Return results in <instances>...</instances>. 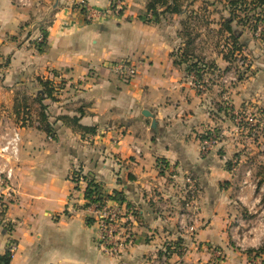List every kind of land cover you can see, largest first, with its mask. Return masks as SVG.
I'll use <instances>...</instances> for the list:
<instances>
[{
  "label": "crops",
  "instance_id": "0c3cea01",
  "mask_svg": "<svg viewBox=\"0 0 264 264\" xmlns=\"http://www.w3.org/2000/svg\"><path fill=\"white\" fill-rule=\"evenodd\" d=\"M76 1L0 0V144L14 125L21 137L5 182L0 156L3 218L13 225L7 232L0 214V254L12 239L9 264H262L249 250L264 232L239 231L236 215L249 181L224 164L219 146L201 149L219 124L208 91L188 81L157 28L137 17L143 0H124L118 14L107 9L111 0H86L103 13L90 21L72 11ZM122 59L137 71L127 80L112 69ZM40 80L54 88L44 100L53 136L37 126ZM235 91L244 102L247 91ZM190 176L198 192L186 205ZM91 179L121 197L108 198L126 219L118 255L97 243L86 209Z\"/></svg>",
  "mask_w": 264,
  "mask_h": 264
},
{
  "label": "rangeland",
  "instance_id": "374dc122",
  "mask_svg": "<svg viewBox=\"0 0 264 264\" xmlns=\"http://www.w3.org/2000/svg\"><path fill=\"white\" fill-rule=\"evenodd\" d=\"M118 1H110L112 7L109 4L107 9L113 11L111 13L118 14L125 8V1L121 0L124 3L120 5ZM143 1L144 7L137 17L148 23L147 19L154 15L145 13L147 0ZM178 1L182 6L179 13L159 8L157 22L150 24L164 38L174 63L185 69L189 63L199 60V72L192 70L185 77L197 89L207 90L211 97L209 104L219 123L212 131L219 134L214 146L220 147L217 150L220 158L241 181H249L247 191L244 190L237 202L239 231L264 232V11L251 0L237 8L225 0ZM74 7L75 2L72 9ZM74 12L84 15L77 7ZM228 18L232 19L229 25L238 35L236 41L226 30ZM182 51L190 62H181ZM235 90L247 91L244 102L230 96ZM232 102L237 103L236 108ZM250 115L254 122L248 123L246 119ZM53 130L56 131L54 127ZM225 140L231 143L229 149L221 146ZM190 177L194 181V177ZM185 190L182 186L181 195L185 196ZM249 248L245 246V250ZM251 252L254 260L257 258L258 263H264V238Z\"/></svg>",
  "mask_w": 264,
  "mask_h": 264
},
{
  "label": "built area",
  "instance_id": "2783aa9c",
  "mask_svg": "<svg viewBox=\"0 0 264 264\" xmlns=\"http://www.w3.org/2000/svg\"><path fill=\"white\" fill-rule=\"evenodd\" d=\"M21 5H26L29 3V0H16ZM123 1L119 0L118 4H122ZM118 5V6H119ZM75 6L82 11L86 17V19H96L102 15L99 10L93 9L86 0H77L75 2ZM76 7L72 9V11H76ZM110 7H112L110 3ZM111 11V10H109ZM38 40H43L42 35H38ZM112 69L121 75L124 79L132 78L136 74V68L134 65L130 64L126 60H119L112 64ZM247 122H254L253 117L250 115L247 117ZM252 124V123H250ZM209 135L203 141L201 149L203 152L208 151L211 146L218 143L219 134L212 132L213 129H209ZM20 132L19 128L12 127L10 132L6 133L3 137V140L0 144V156H2L5 162L2 165L4 180H9L12 176L13 169L11 166L7 164L10 158H15L17 156L18 146L20 143ZM136 152L139 153V150L136 149ZM5 182V181H4ZM186 188L185 193V202L186 205H190L193 203L197 197V187L195 181L191 180V177L187 178V181L184 185ZM9 200L6 199L4 195L3 189L0 188V214H2V221L4 223V228L7 232H10L13 228L11 222L3 218V213L5 209L8 207ZM88 212L92 214L93 222L96 225V240L100 247L108 253L109 255H118L120 249L126 243V239L128 237V232L126 231L124 224L126 223V219L121 211L120 206L117 203H111L110 200L106 199L103 202H92L87 205ZM187 226V225H186ZM191 229H193L191 227ZM17 244L14 240L10 239L8 241V245L6 247V252L8 253V257L12 258V256L16 253ZM216 254L218 258L222 257V252L217 249ZM165 258H158L157 263L160 261H164Z\"/></svg>",
  "mask_w": 264,
  "mask_h": 264
},
{
  "label": "trees",
  "instance_id": "16d2710c",
  "mask_svg": "<svg viewBox=\"0 0 264 264\" xmlns=\"http://www.w3.org/2000/svg\"><path fill=\"white\" fill-rule=\"evenodd\" d=\"M225 1H227V3H229L232 6H235L236 8L237 6L242 7L246 4V0H225ZM251 2L256 3L259 6H261L262 10L264 11V0H251ZM181 7L182 6L180 5L178 0H147L146 5H145V8H146L145 13L148 15L150 12L152 13V15H154V18L147 19V22L148 23L157 22L159 8H163L162 10L166 12L179 13L181 10ZM231 20H232L231 18H228L225 20L226 22L225 27H226V30L229 32L230 36L234 39V41H236L238 35L232 30L231 26L229 25V22H231ZM41 32L43 36L46 37L47 33L45 29H41ZM42 44L43 43H40V45ZM40 50L42 49L40 48ZM179 59L181 60V62H184V63H188L191 61L189 60L188 56L184 55L183 51L181 52ZM200 68L201 66L199 65V60L196 59L194 62L189 63L186 66L185 70H186V73L189 74L190 72H192V70L199 72ZM40 86H41V89L37 93L36 98H35L36 102L39 103V107H38L39 108L38 109L39 124L37 126L40 130L44 131L45 133L49 135H52V132L53 131L55 132V130H53L54 122L49 119V114L47 113V104L44 103V100L54 99V95H53L54 88L51 85L50 81H47V80H40ZM73 120H75V118ZM79 127L82 130L84 129L81 126ZM88 131L93 132L94 129H89ZM207 133L208 134L206 135H202L203 139L209 135V131H207ZM118 194L119 193L116 191L112 195L106 194L105 192H103L101 186L91 179L88 181L87 187L85 189V198L87 199L86 205L92 202H103L104 200L108 198L121 200V197H119ZM9 261H10V258L8 257L7 252H5L4 254H0V264H9Z\"/></svg>",
  "mask_w": 264,
  "mask_h": 264
}]
</instances>
